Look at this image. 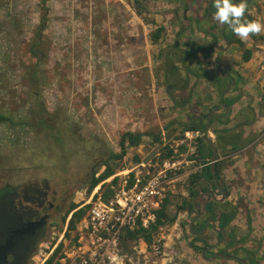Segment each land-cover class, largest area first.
Masks as SVG:
<instances>
[{
    "label": "rangeland",
    "instance_id": "obj_1",
    "mask_svg": "<svg viewBox=\"0 0 264 264\" xmlns=\"http://www.w3.org/2000/svg\"><path fill=\"white\" fill-rule=\"evenodd\" d=\"M207 3L208 0H46L44 7L40 0H0V112L14 122L30 123H0V188L4 184L39 183L43 179L48 182L42 212L48 214L46 239L39 243L29 264H41L54 249L66 228L61 218L70 202L80 206L89 197L86 189L93 168L110 150H119L118 141L124 131L160 132L161 142L144 135L137 147L128 148L125 167L138 163L151 150L161 152V147L170 143L172 160L177 166L172 174L170 195L176 196L173 201L176 203L179 196L187 194V177L199 168L189 159L197 133L185 132L178 141L170 139L177 132L166 135L165 125L177 115L185 117V114L173 108L164 76L172 62L176 38L178 51L181 54L187 51L186 62L193 66L197 47L204 44L206 48L210 40L203 36L202 30L212 29L217 41L226 44L221 38V24L205 12ZM246 3L245 16L264 23V0ZM43 14L46 24L41 44L39 51L32 53L31 44ZM158 26L164 30L153 43L150 33ZM234 41L229 54L237 60L238 69L249 70L245 85L239 86L238 92L258 101L264 86L256 80L255 61L245 65L242 49ZM242 41L245 47L253 48V58L257 46L264 42L250 36ZM37 55L41 57L38 68ZM224 60L228 61V57ZM204 82L206 92H211L209 82ZM35 91L48 111L44 118L51 129L50 125H34L40 116ZM195 92L194 96H198ZM236 110L237 107L230 111L228 125H234ZM216 111L220 113L223 108L218 105ZM216 125L210 123L206 133L214 143L212 129ZM253 128L257 133L254 145L248 143L235 152L217 149L216 159L222 158L223 180L230 182L226 199L240 206L232 221L236 236L249 231L255 240L245 244L258 246L255 264H264V119L252 128L246 126L244 134ZM57 132L60 137L55 140ZM180 144L185 145V150L179 148ZM134 156L140 159L135 161ZM195 207L194 218V213L179 211L173 223H165L154 234L163 236V255H153L149 245L146 248L135 239L124 246L123 264H237L221 258L206 263L200 251L191 249L192 234L181 223L190 225L204 215ZM174 209L171 204L168 211L173 213ZM247 214L251 217L250 229ZM208 226L202 235L211 243L217 234ZM134 244L136 249L132 247ZM197 244L203 245L201 241ZM243 244L239 242L235 250L242 259V248L248 246ZM222 247H226L225 243L216 249Z\"/></svg>",
    "mask_w": 264,
    "mask_h": 264
},
{
    "label": "trees",
    "instance_id": "obj_2",
    "mask_svg": "<svg viewBox=\"0 0 264 264\" xmlns=\"http://www.w3.org/2000/svg\"><path fill=\"white\" fill-rule=\"evenodd\" d=\"M42 5L45 7L46 0H40ZM210 5V8H205L206 14H210V12H214L215 8ZM245 18L248 21H254L250 16L246 15ZM46 24V17L43 14L41 17V21L35 31V40L31 44V52L37 53L39 51V46L41 44L42 38V31ZM214 26V24L212 25ZM164 30L163 26H158L150 33V38L153 43H156L159 38L162 36V32ZM179 32H177L178 35ZM205 34H210L211 31L205 30ZM214 37L213 40L216 39V35L211 33ZM234 33L228 27L226 31L223 32L222 38L228 42H235L237 41L239 47L242 49L241 51V58L243 61H247L251 58L253 54V48L245 47L244 42L239 39L238 37H234ZM251 38L255 40L264 41V35L262 34H250ZM177 41L173 43V50L171 51V58L172 62L169 65V68L177 69L174 62H180L182 68L184 69L186 75L195 74L198 77L201 75L204 76L205 73L203 70H198L197 67L191 66L185 62L183 56L179 55L177 51ZM41 57L37 55V60L35 66L38 68V64ZM198 62V61H196ZM169 70V69H168ZM167 70V71H168ZM229 73V74H228ZM229 75V76H227ZM227 75H221L218 77H214V85L219 94L221 95L224 92V85L225 83L230 81V75L235 78V87L240 90L238 87V82L242 80L241 74H230L227 71ZM178 81L181 83L179 87L181 89H185L188 86V78H181L178 76ZM167 86L166 92L169 95L170 99L173 101V108L179 107L182 111L186 110L184 103L185 97L175 96L174 86L170 82V78L167 79ZM217 82V83H216ZM35 98L38 102L39 107V114L40 116L35 120L34 125L38 126H49L50 124L46 121L44 116L48 114V111L44 108L43 103L41 101V96L38 91L34 92ZM240 93L235 94L234 96H222L221 101L219 103L224 104L227 107H231V105L239 99ZM260 112L262 111V106L264 105V93H261L260 96ZM199 102L196 101V104ZM250 108V106H248ZM225 108L223 111L212 115L210 118V123L216 122L217 125H221V128H218L216 125L213 127L212 132L214 133L216 140L215 145L217 149L222 150V152H235L242 149L246 144L254 142L257 136V133L253 132L244 134L243 126L246 124H252L257 115H255L252 108L246 109L245 114L243 113V119L239 121L237 124L232 126H228L230 121L229 114L230 112L224 113ZM195 111V107H189L188 110L185 111V120L178 116L174 118V120H170L166 125L165 129H167L166 135L169 137L174 132L177 134L173 135L171 140L178 141L184 137L185 132H200L206 125L205 119L207 120V113H198ZM50 117V116H48ZM9 121L12 125L14 124H28L29 122H24L19 120L18 122H14L11 118H9L6 114L0 112V123ZM175 124V126H174ZM32 125V124H31ZM33 125V126H34ZM64 126L68 127L67 124ZM50 125V129H51ZM59 132L55 133L56 138L55 140L59 139ZM144 135H151L154 140L161 142V135L159 133H149L146 131H131L127 130L121 133L118 145L119 150L113 151L110 150L108 155L96 164V167L92 170V176L89 181V184L86 189V193L89 195L91 191L100 184L98 191L94 194V198L97 196H101L103 199L109 198L116 186L118 177H114L109 181H105L109 176L113 175L117 171L123 169L126 165V160H124V155L127 152V149L130 147H137ZM207 135V134H206ZM169 139V140H170ZM170 140V141H171ZM228 147V148H226ZM179 148L181 150H185V145L180 144ZM173 152V148L171 147L170 143H166L161 147V156L171 155ZM210 156H211V148L207 142H205L202 137L198 134L195 136L194 139V149L189 155V159L195 161V163L199 166L197 170L191 172L185 184V189L187 194L185 196H179V200L174 203L173 201L176 199L175 195H170L166 197L160 205V208L156 211V220L152 223L148 228H135L133 230H128L126 233V239L129 241L142 238L147 245H150L154 234L158 231L159 227L164 225L165 223H173L176 220L177 213L179 211H187L194 213L192 216L195 217L196 208H199L200 212L204 215L194 221L191 225V230L194 234L191 236V240L189 241V246L194 251H201L203 247L208 246L210 243L207 242L205 235H199L197 232L201 231L204 227L205 221L208 218L213 219L216 222L218 227L225 228L226 230V240L225 245H235L236 249L239 245V242H243V245H248L245 243H252L255 239L250 237V232L246 231L241 236L237 238L236 232L234 231V226L232 225V221L237 215L239 211V204H233L229 202V200L225 199L224 201H216L213 200L210 194H204L203 192L206 190H212L216 195H220V191L212 177L211 169H210ZM140 158L134 156V160L138 161ZM222 158L217 157L215 162V175L219 184L223 187L226 191V195H229L228 185L230 182H225L223 180V161ZM102 167V168H101ZM101 168V170H100ZM7 190L6 193L0 195V241L4 238H11L12 246L9 250V253L12 254L9 258V264H29L33 255L36 253L37 247L39 243L46 239V229L44 228L36 237L31 239L25 240L23 231V223L28 221L34 214L36 213V207H42L45 205V200L47 196V189H48V182L46 179H43L39 183H24V184H4L3 187ZM202 193V194H201ZM201 194V195H198ZM178 195V194H177ZM178 197V196H177ZM175 198V199H174ZM195 200V201H194ZM171 204L175 205V209L173 213L168 211ZM89 205H84L79 207L78 203L71 201L67 210L65 211L64 215L61 218L62 224L66 223V228L64 230L63 236L61 239L56 243L54 249L50 252V254L45 258V260L41 264H64L60 261V259L64 255V251L66 248L74 245L77 243V228L78 223L82 220L84 215L86 214V210ZM70 216L68 217V215ZM68 217V219H67ZM192 218V219H193ZM246 224L247 229L251 228V217L249 214L246 216ZM187 225V227H186ZM188 223H181V226L188 231ZM217 236L221 238V232H218ZM197 241H201L203 245L197 244ZM260 242H258L259 244ZM127 245V242L123 244L124 246ZM258 248V246L256 247ZM253 246H244L242 248L244 255L243 258L249 261L250 264H255L256 254L257 251ZM18 249V250H17ZM17 250V251H16ZM212 251L208 252L207 254H211ZM262 257V255L260 256ZM241 264V263H239Z\"/></svg>",
    "mask_w": 264,
    "mask_h": 264
},
{
    "label": "built area",
    "instance_id": "obj_3",
    "mask_svg": "<svg viewBox=\"0 0 264 264\" xmlns=\"http://www.w3.org/2000/svg\"><path fill=\"white\" fill-rule=\"evenodd\" d=\"M256 80L264 86V42L257 46L254 57ZM197 135L199 132H196ZM155 155L147 162L143 158L131 167H124L105 181L118 177L113 194L103 199L94 198L97 185L81 203L89 205L78 223L77 243L68 247L60 259L64 264H123L126 252L123 244L128 230L148 228L156 220V211L172 192V174L176 169L173 156ZM163 236H154L152 254L163 255ZM60 240V239H59ZM147 248L142 238L137 239ZM136 249V245L132 246Z\"/></svg>",
    "mask_w": 264,
    "mask_h": 264
},
{
    "label": "crops",
    "instance_id": "obj_4",
    "mask_svg": "<svg viewBox=\"0 0 264 264\" xmlns=\"http://www.w3.org/2000/svg\"><path fill=\"white\" fill-rule=\"evenodd\" d=\"M204 32H205V30H202L203 36H206V38L209 37V39H210V40H208V45L206 48H208V46L210 45L209 43L211 41L215 42L217 45L214 48H211L210 50H207L205 52H203L201 50L197 52V56L195 59L198 62H195L196 63L195 67H197L198 70H203L205 75L204 76L201 75L198 78L195 74L186 75L184 69L182 68L181 63L180 62H174L175 66H177V69H173L170 67L169 71H167L165 76H164L165 80L168 81L167 79L170 78V82L174 86V90H175L174 94H175V96H178L177 99L181 98V96L185 97V103H184L185 109L188 110L190 106L191 107L193 106V107H195V110H196V108L198 109V111L196 110V112H198V113H203V111H206L207 109H209L208 110L209 112H211L213 110L215 114H218V112L216 111L218 108V105L222 108H225L224 104L221 105V103H219L221 101L222 96H224V95L234 96L235 94L240 93L239 99H237V101H235L231 105L230 108L228 107L227 110L224 111V113L230 112L235 107H237V110L234 112L235 117H234V123H233V124H237L239 121H241L243 119L242 116H243V113L244 114L246 113L245 110L252 108L255 115H257V118L252 124H249V125L246 124L242 128L244 130V128L246 126H249L251 128L254 127L255 124L260 119H264V105L262 106V111L260 112V107H261V105H260V98L261 97L260 96H261V94H259V100L258 101H256V100L252 101L249 96L247 97L246 94L238 92V89L234 88L235 87V78L231 75H230V81L225 83L224 92L221 95L219 94V91H217V89L215 88V85H214V82H215L214 77H217V80H218L219 76L224 75V74L227 75V71H229L230 74H236V73L241 74L242 80L238 82V87L239 86L242 87L245 85L246 77L249 73V70L246 71L245 68L238 69L239 66H238L237 60H234L235 59L234 56L232 54H229V52H230L229 48L234 44V42H231L230 44H225L221 41H217L218 40L217 38L215 40H213L214 37L211 34L213 32H211L210 34H205ZM177 46H178V42H177ZM200 46H205V45L200 44L199 47ZM221 48H226L227 50L221 49ZM177 51H178V49H177ZM226 52H227V54H226ZM198 53H200V55L202 57L198 56L199 55ZM179 55L184 57L185 62L189 58L187 56L188 55L187 51L183 54H181L179 52ZM193 56H195V55L193 54ZM224 57H228V61H225ZM229 59H230V61H229ZM214 60H216L217 62H214ZM253 60H254V58L251 56V58L249 60H247V61L242 60V61L245 63V65H247L251 61L253 62ZM206 62H208V63H206ZM191 66H193V65H191ZM225 66L229 67V69L225 70ZM244 67H246V66H244ZM181 71H183V73ZM253 71H254V65H253ZM178 76H180L181 78H188V86L185 89H181L179 87V84L181 82L178 81V79H177ZM227 76H229V75H227ZM249 77H250V75L248 76V78ZM231 78H233V80H234L233 85H229L228 90H226V85L231 82ZM204 81L209 82L210 89L212 90L211 92H209V93L206 92V90L204 88V86H205ZM202 84H204V86H202ZM241 84H243V85H241ZM196 86H198V87H196ZM199 86H201V87H199ZM195 90L198 92H195ZM180 91H183V93L178 94V92H180ZM200 91H201V93H200ZM194 92L197 93L195 95H198V96H194ZM196 101H198L199 103L196 104ZM248 106H250V108H248ZM186 110L182 111L179 107H176V111H178V113H181V115L183 113H185ZM209 112H207V115ZM198 113H196V114H198ZM214 113L212 115H215ZM181 118L183 120L186 119L183 115ZM207 119H208V117H207ZM228 126H231V125H228ZM254 130L255 129L253 128V131ZM250 131H252V129ZM254 143L255 142H251L249 144L254 145ZM216 227H218V226L216 225ZM188 231L190 232L189 226H188ZM190 233L192 235L194 234V232H190ZM197 233H199V232H197ZM199 235H202V234H199ZM237 238H238V236H237ZM205 261H207L206 263H211L208 260H205ZM178 264H183V263L178 262Z\"/></svg>",
    "mask_w": 264,
    "mask_h": 264
},
{
    "label": "flooded vegetation",
    "instance_id": "obj_5",
    "mask_svg": "<svg viewBox=\"0 0 264 264\" xmlns=\"http://www.w3.org/2000/svg\"><path fill=\"white\" fill-rule=\"evenodd\" d=\"M209 2H210V5H211V4H214L215 0H208V3ZM236 2H239V0H236ZM246 2H247V0H246ZM208 3H207V7L206 8H208ZM210 5H209V8H210ZM213 13L210 12L209 15L213 16ZM225 27H228V26L227 25H221L220 29H221V33L222 34H223V30L225 29ZM207 31H211L212 32V29L209 28V29H207ZM225 42H226V44H230V42H228V41H225ZM209 44L210 45L208 46V48H205V46H200V47H197V50L198 51L201 50V51L205 52V51L210 50L211 48L215 47V42L211 41ZM214 62H217V61L214 60ZM206 63H208V62H206ZM6 192H7L6 189L0 188V195L3 194V193H6ZM43 209H44V206L36 207V213L34 214V216H32L28 221L23 223V226H22L23 227V231L22 232L24 233V237L23 238L25 240H27V239H30V240L32 239L33 240V238L36 237L45 228V223H46L48 214H43L42 213ZM32 221H40V222H37V223H35L32 226V225H30V222H32ZM215 233L218 234V232H215ZM220 239L221 238H219L217 236V238H216V240L214 242H211L208 246L203 247V249H205V256L206 257H210V256H212L213 254H215L217 252H223L225 255L232 256V258L224 259L222 257H217L215 259H220L221 258V259H224V260H226L228 262L235 261L237 264L241 263L238 259H242V258L235 253V248H236L235 245H228L227 247H222L221 249H216L217 246H219L220 244H224L225 243L226 236H225V238H224V240L222 242H220ZM0 246L4 247V249L0 253V264H9L8 261H9L10 256L12 255V254L9 253V250H10V248L12 246L11 238H8V237L5 238V239L3 238L2 241H0ZM210 251H212V253L211 254H207ZM243 260H245L248 264H250L249 261H247L246 259L243 258ZM241 264H243V263H241Z\"/></svg>",
    "mask_w": 264,
    "mask_h": 264
},
{
    "label": "clouds",
    "instance_id": "obj_6",
    "mask_svg": "<svg viewBox=\"0 0 264 264\" xmlns=\"http://www.w3.org/2000/svg\"><path fill=\"white\" fill-rule=\"evenodd\" d=\"M214 7L213 19L221 25H227L241 40H247L250 34L264 32V23L244 18L246 0H215Z\"/></svg>",
    "mask_w": 264,
    "mask_h": 264
},
{
    "label": "water",
    "instance_id": "obj_7",
    "mask_svg": "<svg viewBox=\"0 0 264 264\" xmlns=\"http://www.w3.org/2000/svg\"><path fill=\"white\" fill-rule=\"evenodd\" d=\"M209 5H210V2L208 3V8H209ZM215 46H217L216 45V43H215ZM221 49H226V48H221ZM233 78H231V82L229 83V84H227L226 85V90H228V88H229V85H233ZM224 107H225V111L227 110V106H225L224 105ZM214 113V111L212 110L211 112H209L208 113V119H207V122H206V125H205V127L199 132V135L202 137V139L205 141V142H207L208 144H209V146H210V148H211V156H210V162H209V164H210V169H211V173H212V177H213V179H214V181H215V183H216V185H217V187H218V190L220 191V196L219 197H217L216 196V194L212 191V190H206V191H204L203 193L204 194H210V196H211V198L213 199V200H216V201H220V202H222V201H224L225 199H226V197H227V195H226V191L223 189V187L219 184V182L217 181V178H216V175H215V168H214V166H215V162H216V155H217V147H216V145H215V143L211 140V138L208 136V135H206V133L208 132V130H209V128H210V118H211V116H212V114ZM215 114V113H214ZM155 153H156V151L155 150H151L146 156H144L143 157V161L144 162H147L151 157H153L154 155H155ZM195 201V200H194ZM196 208V207H195ZM199 216V214L197 213V216L196 217H198ZM37 222H40V221H32V222H30V225H34L35 223H37ZM192 223V222H191ZM208 224H210V227H211V229L212 230H214L215 232H221V239H220V242H222L223 240H224V238H225V235H226V230H225V228H222V227H216V222L213 220V219H211V218H208L207 220H206V222H205V224H204V227H203V229H202V231L201 232H199L198 234H203V233H205V231H206V229H207V227H208ZM189 230H190V232H193L192 230H191V224L189 225ZM4 249V247H2V246H0V253L2 252V250ZM201 256L205 259V260H208V261H212V260H214L215 258H217V257H222V258H224V259H230V258H232V256H230V255H225L223 252H217V253H215V254H213L212 256H210V257H206L205 256V249H203V250H201ZM241 263H243V264H248L245 260H243V259H238Z\"/></svg>",
    "mask_w": 264,
    "mask_h": 264
}]
</instances>
